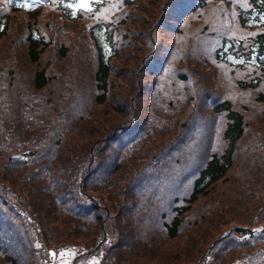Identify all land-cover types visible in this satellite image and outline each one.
<instances>
[{"label": "trees", "instance_id": "trees-1", "mask_svg": "<svg viewBox=\"0 0 264 264\" xmlns=\"http://www.w3.org/2000/svg\"><path fill=\"white\" fill-rule=\"evenodd\" d=\"M0 1V264H264V0Z\"/></svg>", "mask_w": 264, "mask_h": 264}, {"label": "rangeland", "instance_id": "rangeland-1", "mask_svg": "<svg viewBox=\"0 0 264 264\" xmlns=\"http://www.w3.org/2000/svg\"><path fill=\"white\" fill-rule=\"evenodd\" d=\"M5 42H6V43H9V41L6 40V39H5ZM3 43H4V42H3ZM9 44H10V43H9ZM18 49H19L21 52H22V50H23V48H22L21 46H20V48H18ZM22 55H24L23 52H22ZM208 112H209V111H206V116H209ZM168 182H170V180H168ZM10 235H11V242H12L11 248H12L13 250L19 252V251L23 248V246H22V242H21V239L19 240V238H18V236H17V234H16V232H15L14 229H13V231H12V233H11Z\"/></svg>", "mask_w": 264, "mask_h": 264}, {"label": "snow or ice", "instance_id": "snow-or-ice-1", "mask_svg": "<svg viewBox=\"0 0 264 264\" xmlns=\"http://www.w3.org/2000/svg\"><path fill=\"white\" fill-rule=\"evenodd\" d=\"M86 6V5H85Z\"/></svg>", "mask_w": 264, "mask_h": 264}]
</instances>
